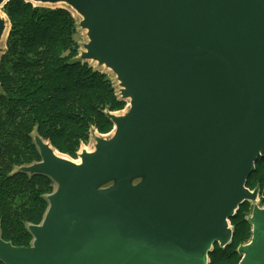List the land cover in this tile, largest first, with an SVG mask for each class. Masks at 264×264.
Masks as SVG:
<instances>
[{"label":"water","instance_id":"1","mask_svg":"<svg viewBox=\"0 0 264 264\" xmlns=\"http://www.w3.org/2000/svg\"><path fill=\"white\" fill-rule=\"evenodd\" d=\"M0 0V43L6 31ZM64 3L88 42L79 59L110 69L129 99L115 131L74 162L35 135L22 166L55 189L29 246L0 236L3 264H208L232 239L264 156V0H26ZM3 48L0 44V53ZM238 264H264V207Z\"/></svg>","mask_w":264,"mask_h":264},{"label":"trees","instance_id":"2","mask_svg":"<svg viewBox=\"0 0 264 264\" xmlns=\"http://www.w3.org/2000/svg\"><path fill=\"white\" fill-rule=\"evenodd\" d=\"M1 10L11 27L0 53V236L29 246L28 225L42 221L54 184L45 175L20 171L40 160L34 136L73 153L71 144L86 136L93 122L109 129L113 123L106 113L119 108L121 98L103 73L79 59L77 22L68 9L9 0ZM246 187L264 194V156L255 161ZM245 202L229 219L232 239L218 246L220 255L231 247L230 253L238 254L234 244L252 235L241 211ZM215 252H209L208 264L221 262Z\"/></svg>","mask_w":264,"mask_h":264},{"label":"rangeland","instance_id":"3","mask_svg":"<svg viewBox=\"0 0 264 264\" xmlns=\"http://www.w3.org/2000/svg\"><path fill=\"white\" fill-rule=\"evenodd\" d=\"M33 5H42V6H47V7H51V8L68 9L77 22L75 41L77 42V44L79 46L78 51L81 53L84 50V44L88 42V37L86 35V30L82 29L79 25V22L81 20V16L75 10H73L71 7H69L67 4H64V3H56V4L33 3ZM1 13H2V16L4 17V19L6 20V33L3 37V39H4L3 42L1 41V43H0L3 50H4L6 48L5 42H6V39L8 37V33L10 30L11 24H10V21H9L7 15L2 10H1ZM85 62L87 63L88 66H90L93 69H96V70L100 71L101 73H103L110 80V82L112 83V86L115 90L116 95L120 98V86H119V82L116 78V75L110 69H107L104 66H99L97 64V62H95V61L87 60ZM120 102H121L120 103L121 106L115 110L110 111V113H113L115 115H124L128 111L129 106H130L129 99H122L121 98ZM114 131H115V128H114L113 124L110 125L108 130H102L101 124L99 122L98 123L93 122V124L90 126L88 134L84 137H81L78 141H74V143H76V145L74 143L71 144V147L75 146L73 153L62 152L58 148L57 149L55 147H53V148H54L55 153L57 155H59L61 157H65L67 159H70L74 162H79L80 161L79 154L81 151L85 150V151L91 152V151L95 150V138L96 137L109 138L110 136L113 135ZM66 144H67V141H64L62 146H65ZM64 151H68V150L64 149ZM54 189H55V184H51L50 185V192H52ZM250 190H252V189H250ZM255 204L260 206V207H264V194H263V192L258 195V200L256 202H251V201L245 202V204L243 205L242 210H241L244 212V218L245 219H247L251 215L252 208ZM229 224H230L231 229H233V225H232L230 220H229ZM250 237L248 235V237L243 238V240H241L242 238H240L241 241L236 242L234 244V248H236V250H237L239 245L246 244L247 242H249ZM218 246H219V244L216 243L212 247V249L216 250L214 257L220 258V260H221V262L218 264H238V262L241 258V255L239 253L238 254L230 253L231 248H232L231 247L230 249L226 250L223 255H220L219 253H217L218 252L217 249L220 247V246L219 247ZM208 259H209V261L212 260V258H208Z\"/></svg>","mask_w":264,"mask_h":264},{"label":"bare ground","instance_id":"4","mask_svg":"<svg viewBox=\"0 0 264 264\" xmlns=\"http://www.w3.org/2000/svg\"><path fill=\"white\" fill-rule=\"evenodd\" d=\"M5 33H6V31H5ZM5 33H4V35H5ZM4 35H3V37H4ZM3 37H2V42H3V40H4Z\"/></svg>","mask_w":264,"mask_h":264}]
</instances>
